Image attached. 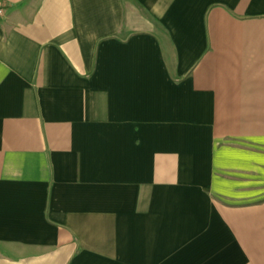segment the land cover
Listing matches in <instances>:
<instances>
[{"label": "crops", "instance_id": "0c3cea01", "mask_svg": "<svg viewBox=\"0 0 264 264\" xmlns=\"http://www.w3.org/2000/svg\"><path fill=\"white\" fill-rule=\"evenodd\" d=\"M0 264H264V0H2Z\"/></svg>", "mask_w": 264, "mask_h": 264}, {"label": "built area", "instance_id": "2783aa9c", "mask_svg": "<svg viewBox=\"0 0 264 264\" xmlns=\"http://www.w3.org/2000/svg\"><path fill=\"white\" fill-rule=\"evenodd\" d=\"M6 14V8L2 4V0H0V16H4Z\"/></svg>", "mask_w": 264, "mask_h": 264}]
</instances>
